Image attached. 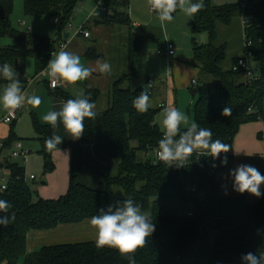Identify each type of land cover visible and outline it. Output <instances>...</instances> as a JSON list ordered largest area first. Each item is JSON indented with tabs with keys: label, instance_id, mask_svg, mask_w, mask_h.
<instances>
[{
	"label": "trees",
	"instance_id": "obj_1",
	"mask_svg": "<svg viewBox=\"0 0 264 264\" xmlns=\"http://www.w3.org/2000/svg\"><path fill=\"white\" fill-rule=\"evenodd\" d=\"M80 1L27 0L25 13L34 18H58L57 25L62 33L70 25ZM106 4L114 11L108 23L131 28L129 16L120 11L126 9L127 0H107ZM204 4L205 7L193 15V33H207L210 40L207 45L194 44L193 60L215 82L198 84L190 90L196 97L194 121L201 127L210 128L213 140L219 139L232 148L243 125L264 120V0L250 2L246 10L240 3L218 7L212 0H204ZM13 11L14 0H0V65L8 63L12 66L23 88L28 60H34L36 75L43 72L63 38L60 36L54 41L14 30L11 24ZM243 15L252 16L245 28V37L252 43L253 70H257L252 78L244 72L223 70L226 46L215 45L217 24L228 26ZM4 38H10L13 44L2 46ZM147 39L132 31L129 72L110 91L103 125L108 159L110 164L117 165V169L115 172L110 169L102 177L99 190L87 188L72 177L64 196L44 200L26 182L22 166L11 160H4L3 165L0 163L11 172L7 189L0 194V199L6 200L11 208L7 213L0 212V217L15 214L7 227L0 225V264H128L127 258L118 250L97 248L95 243L45 246L28 252V239L33 232H47L62 225L90 221L99 210L107 211L110 205L115 211L126 198L133 199L143 211L151 212L155 224V231L147 238L146 246L135 253L136 264H245L241 259L244 254L264 252V197L258 204L250 205L244 197L220 195L217 175L226 168L227 163L221 161L226 155L228 162L229 152L213 158L197 151L181 168L168 167L161 161L154 163L158 141L163 134L156 124L162 109L149 108L140 113L132 104L144 90L134 86L138 79L135 63ZM88 57L98 58L94 51H90ZM7 83L0 76V85ZM52 92L65 102L72 99L62 89ZM85 94L94 103L100 97L99 91L90 88ZM225 107L232 109L231 116L221 114ZM84 126L81 144L89 146L96 137L94 120L86 118ZM34 127L36 139L43 146L44 173L49 174L55 169L52 152L45 149V140L52 135L51 127L42 126L36 120ZM14 142L12 134L5 142V151ZM192 189L196 191L191 193ZM162 201L191 206L194 216L162 212Z\"/></svg>",
	"mask_w": 264,
	"mask_h": 264
},
{
	"label": "crops",
	"instance_id": "obj_2",
	"mask_svg": "<svg viewBox=\"0 0 264 264\" xmlns=\"http://www.w3.org/2000/svg\"><path fill=\"white\" fill-rule=\"evenodd\" d=\"M115 1L121 2L123 0ZM138 1L141 2V0H127L126 9L120 10L129 16L132 22L131 28L107 22L108 18L114 13L108 4H105L108 8V13L93 15L98 0H81L67 29L61 33L55 22L57 29L50 36L51 40L58 41L60 36L64 40L65 35L68 34L69 47L67 51L78 55L85 67L97 68L98 60L107 61L111 64V75H103L97 69L87 80L77 82L75 85L64 84L62 88V91L67 93L72 99L76 98V95L81 91L85 93L87 88L100 92V97L95 103L97 115L93 120L96 137L92 145L83 146L81 138L73 140L65 132L61 124L56 130L57 134L64 138L62 144L58 146L61 151H52L55 169L49 174L44 173V158L41 154L43 146L36 139L37 134L34 120L42 126L50 127L43 122V115L50 110H60L65 101L53 95L54 92L49 88L46 77L28 84L29 81H32L37 76L35 73V63L26 64V83L23 91L26 95L40 96L42 100L41 105L38 108H33L31 105L25 103L22 108V110H25L24 113L19 114L18 119L10 126L2 122L7 110L0 105V142H6L13 134L15 136L14 144L16 142L23 143L26 150L30 153L28 160L26 162L21 160L13 162L24 168L28 184L29 182H36L33 191L44 200H57L64 196L68 191L72 177H76L79 183L87 188L99 190L101 188L102 177L106 176L110 169L114 172L117 169V165L115 163L110 164L108 159L107 140L103 125V114L109 107L111 88L129 72V43L132 31L139 37H147L156 41L160 40V37L162 38L161 33H159L160 30H156L155 28L149 30L145 27L143 28L139 21H133L134 8L138 6ZM145 5V9L150 11L148 0ZM50 19L52 21L55 20L53 18ZM244 22L245 18L242 16L228 26L218 24L217 30L225 35L226 39L219 40L218 37L215 45L220 47L226 43L225 45L228 46V41L232 43L234 40L237 43H240L242 40L244 44ZM24 25L26 24L24 23ZM81 26H84V30L90 34L89 38L76 36L75 29ZM90 51H94L98 58L88 57ZM176 57L177 52L171 58L164 57L167 61L165 62L167 73L165 72V74L161 72L162 70L157 71L156 59L150 54H146L144 48L136 60L135 68L138 73V79L134 83V86L148 89L149 80L156 82L154 92L150 95V105H153L151 108H160L162 103H168L169 106L178 108V94H183L181 89L192 88V81H197L195 78L197 74L210 76L195 64L193 58ZM231 57L232 55L226 49V57L222 64L223 70L228 71L236 64V59L232 57V60ZM142 59H144V63L139 67V62ZM204 75L202 76L204 77ZM142 76L146 78H142ZM197 83L199 84L198 81ZM4 87L5 85H0V94H2ZM157 120L156 124L160 128L159 121ZM51 131L53 134L52 128ZM32 149L37 151L36 155H32ZM228 155L229 159L226 168L217 175L220 195L226 198L244 197L248 204H258L264 197V184L260 186L262 195L259 198L247 192L240 194L234 190L233 178L229 173L230 170L235 169L237 166L246 164L254 166L264 175V120L243 125ZM2 159L11 160L9 150L2 153ZM31 177H35V179L31 180ZM162 202H160V210L163 205L167 207V210H161L162 212L174 215H186L189 212V209L176 202ZM184 212L186 213L183 214ZM95 240L96 229L90 226L89 221H84L79 224L62 225L47 232H33L28 239V252H34L45 246L95 243Z\"/></svg>",
	"mask_w": 264,
	"mask_h": 264
},
{
	"label": "clouds",
	"instance_id": "obj_3",
	"mask_svg": "<svg viewBox=\"0 0 264 264\" xmlns=\"http://www.w3.org/2000/svg\"><path fill=\"white\" fill-rule=\"evenodd\" d=\"M150 9L154 11L161 25L172 22V13L181 10L186 15H194L205 7L204 0H148ZM66 47V46H65ZM243 64V61H241ZM103 75H111L112 67L107 61H97V68L85 67L78 55L61 50L52 53V58L47 64V71L52 78L50 85L53 89L64 84L75 85L91 77L96 70ZM249 74H251L249 72ZM0 76L8 83L0 94V105L13 115L25 103L33 108H38L41 97L26 95L23 91L18 73L14 68L4 63L0 65ZM133 107L140 113L146 112L150 107V96L146 88L132 101ZM96 105L91 102L90 96L83 91L74 99H68L60 110H50L43 115L42 120L53 129V134L45 140V149L49 152L61 151L58 148L63 142V137L57 134V129L62 124L66 133L73 140L80 139L84 132V120L94 119L97 115ZM223 116H231L232 109L225 107L221 113ZM162 138L158 141L157 157L168 167H184L193 153L220 158L222 153L231 150L230 145L219 139L213 140V132L210 128H204L197 123H189L188 116L178 108L162 106ZM183 126V127H182ZM238 154V153H237ZM222 164L227 163V156L223 157ZM233 178V188L236 192H245L261 197L260 186L264 184V175L252 165L241 164L230 170ZM11 205L0 199V212L7 213ZM15 214L0 217V225L7 227ZM90 226L96 229L97 248L110 247L117 249L121 256L126 257L128 264H136L135 253L146 246L147 238L155 231L150 213L142 208L131 198H126L119 207L113 211L110 205L107 211L99 210V214L90 218ZM241 259L245 264H264V252L257 255L253 252L244 254Z\"/></svg>",
	"mask_w": 264,
	"mask_h": 264
},
{
	"label": "rangeland",
	"instance_id": "obj_4",
	"mask_svg": "<svg viewBox=\"0 0 264 264\" xmlns=\"http://www.w3.org/2000/svg\"><path fill=\"white\" fill-rule=\"evenodd\" d=\"M26 1L27 0H14V11L11 16L12 28L19 32L31 34L33 36H37L40 38L50 39L52 32H54L55 29H57L55 20L53 19L54 21H52L50 17L34 18V17L27 16L25 13V2ZM212 1H213V4L218 7L239 3L237 0H212ZM146 2L147 0H141V2L138 1V6L134 8L135 18L133 17V21L134 20L139 21L143 28L145 27L149 30L152 28H155L156 30H160L159 33H161L160 35L162 36V38L160 37V40L158 41H156L155 39L152 40L148 38V41L145 43L146 45L144 46L145 53L150 54L156 59V66L158 68L157 71L162 70L161 72L163 74H165V72L167 73V69H166L167 67H165V62L167 61L163 56L159 55V52H163V53L166 52V45H167L166 42L175 47V52H177L176 58H180V56L185 57V58L186 57L193 58V49H194L195 43L199 46L207 45L209 43L210 39L207 33H199V34L193 33V28H194L193 15L191 16L186 15L181 10L177 9V11L172 13L174 17L172 22L170 23L165 22V24L162 26L161 22L158 19V16L152 14L151 11L145 9ZM249 2L256 3L257 0H249ZM131 17H132V14H131ZM247 17L248 15H243V18L246 19ZM20 22H24L26 25H21ZM78 30L79 28L75 29L74 31L75 34L78 33ZM216 32H217V38L219 37V40L226 39V36L223 35L219 30H217V27H216ZM12 44H13V41L10 38H4L1 40V45L4 47L12 45ZM226 49L232 55V57L236 59V64L238 65V59L244 56V44L242 40L240 43H237L236 40H234L232 43L231 41H228V46H226ZM231 59L229 58V60ZM29 63H34V62L33 60H28L27 64L30 65ZM142 63H144V59H142L139 62V67L141 66ZM202 75L204 74H197L195 76L199 84H211L215 82V79L212 76L204 75L203 77ZM142 78H146V77L142 76ZM189 88H185L184 90L181 89L183 94L181 93L178 94V109L182 111L183 113H185L189 118V123H192V122H195L194 121V110H195L196 97H194L190 91L192 88L190 90ZM151 107H153V105H151ZM24 111L25 110L20 111L19 114L24 113ZM157 119H158L157 121H159L158 123L162 131L161 124H160L162 120V114H160V116ZM29 147L31 148L30 145ZM31 152H32V155L37 154V151H35L34 149H32ZM9 181L10 179L7 178V181H5L4 184L9 183ZM35 185H36V182L34 183L29 182V186L31 187V189H33ZM1 192L2 191L0 189V194ZM162 203H167V201H164ZM186 208L191 210V206H186ZM161 210L162 211L167 210V207L163 205L161 206ZM148 213H150L151 215V212H148ZM185 213L186 212H184L183 214Z\"/></svg>",
	"mask_w": 264,
	"mask_h": 264
},
{
	"label": "built area",
	"instance_id": "obj_5",
	"mask_svg": "<svg viewBox=\"0 0 264 264\" xmlns=\"http://www.w3.org/2000/svg\"><path fill=\"white\" fill-rule=\"evenodd\" d=\"M107 0H98L96 9L93 13V15H98L100 13H108V8L105 6ZM241 7L246 10L248 8L249 5V0H237ZM152 14L157 15L154 11L150 10ZM246 12V11H245ZM252 20V16L248 15V17L245 19V28L246 26H248L249 22ZM56 24L59 23V19H55ZM21 25H24V22L21 23ZM70 28H72L70 26ZM76 36H84L85 38H89L90 34L88 32H86L84 30V26L79 27L78 33H76ZM166 52H159L160 56H164V57H173L175 55V47L170 45L169 43H166ZM66 46V47H65ZM252 46V43L246 39L245 37V31H244V50L246 49V51H244V56L242 58H240L238 60V65L235 64L232 67V70L234 72H244V74L250 78L253 77V65H252V60H253V53L250 51V48ZM69 47V41L68 40H63L59 43V45L57 46L56 50L53 53H58L61 50H67ZM52 58V56H51ZM241 61H243V64L241 63ZM249 72L251 74H249ZM47 78V84L49 86V88L52 91H55L57 89H62L63 86H57L55 89H53L50 85V81H51V77L48 74L47 68L39 73L32 81H29L28 84H31L39 79L42 78ZM156 82L154 80H149L148 81V92L149 95L153 94L154 92V87H155ZM192 85L193 86H197L198 83L197 81H192ZM162 106H169L168 103H162L160 105V108L162 109ZM23 106H21L19 109L15 110L13 115H9V112L7 110L5 116L3 117L2 122L6 125H11L14 121H16L19 117V113L22 110ZM10 151V159L11 161H24L26 162L29 158V151L26 150V148L24 147L22 142H16L15 144H13V146L8 149ZM3 151L5 152V142H0V163L3 165L4 163V159H2V153ZM7 151V150H6ZM160 162V160L157 157V150L155 151V156H154V163H158ZM7 178H11V172L9 169H7L5 166H1L0 165V189L1 191H5L7 189V184H4L5 181H7ZM35 177H31V180H34ZM189 190V189H188ZM190 191V190H189ZM196 190L192 189L191 193H194ZM201 197V194L199 195ZM188 217H193L194 216V212L193 209L189 210V212L187 213Z\"/></svg>",
	"mask_w": 264,
	"mask_h": 264
},
{
	"label": "water",
	"instance_id": "obj_6",
	"mask_svg": "<svg viewBox=\"0 0 264 264\" xmlns=\"http://www.w3.org/2000/svg\"><path fill=\"white\" fill-rule=\"evenodd\" d=\"M68 39H69V35L67 34V35H65L64 40H68ZM256 73H257V70L254 69L253 74H256Z\"/></svg>",
	"mask_w": 264,
	"mask_h": 264
}]
</instances>
